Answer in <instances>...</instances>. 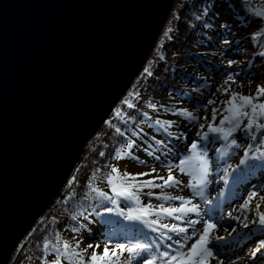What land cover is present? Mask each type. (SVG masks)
I'll return each instance as SVG.
<instances>
[{
	"label": "water",
	"instance_id": "obj_1",
	"mask_svg": "<svg viewBox=\"0 0 264 264\" xmlns=\"http://www.w3.org/2000/svg\"><path fill=\"white\" fill-rule=\"evenodd\" d=\"M176 3L0 0V264L60 195Z\"/></svg>",
	"mask_w": 264,
	"mask_h": 264
},
{
	"label": "trees",
	"instance_id": "obj_2",
	"mask_svg": "<svg viewBox=\"0 0 264 264\" xmlns=\"http://www.w3.org/2000/svg\"><path fill=\"white\" fill-rule=\"evenodd\" d=\"M243 3L263 6L262 0ZM218 16L223 33H217L223 39L231 40L244 25L232 0H182L176 4L147 65L88 144L60 195L18 245L10 264H73L62 252L65 246L77 249L80 235L96 233L93 230L99 224L115 236L119 233L121 238L129 231H138L135 223L121 219L135 217L139 209L153 208L150 199L155 194L152 184L156 169H145L142 163L153 167L158 163L154 164L149 157L160 162L172 154L177 156L182 145L181 124L186 121L185 124L192 126L198 122V113L193 108L198 111L204 108L203 98L211 90L213 75L209 73L218 72L222 66L218 63L217 41L211 35ZM251 42L256 52L244 60L258 67L260 62L264 63V41L253 37ZM251 42L235 45L225 52L239 55L248 51ZM241 89L239 98L246 96L249 86ZM234 90L233 87L231 94L222 98L223 102L236 98L232 94ZM230 102L212 113L217 120L221 121L232 111ZM243 123L245 128L251 126L249 119ZM243 139L247 140L243 145L252 141L256 147H264L263 132L255 131ZM113 201L116 214L106 211ZM260 246H264V239Z\"/></svg>",
	"mask_w": 264,
	"mask_h": 264
},
{
	"label": "rangeland",
	"instance_id": "obj_3",
	"mask_svg": "<svg viewBox=\"0 0 264 264\" xmlns=\"http://www.w3.org/2000/svg\"><path fill=\"white\" fill-rule=\"evenodd\" d=\"M181 1L177 0L176 4L179 5ZM232 1L239 9L244 25L228 40L229 38L223 39L217 33H223L220 16L213 23L215 30L211 35L217 41V51L220 53L218 63L222 66L218 72L209 73L213 76L209 77V95L202 101L204 108L199 111L193 108L198 113V122L192 126L185 124L186 121L182 122V145L177 156L172 154L160 159L163 162L149 157L154 164H158L153 167L151 164L141 165L146 167L145 169H156L155 181L152 184L155 194L150 199L153 208H149L150 211L138 210L135 217L126 216L121 220L138 224L144 236L141 239L135 236L132 240H127L128 236H133L127 235L124 240L118 241L99 224L93 230L96 233L80 235L77 249L65 246L62 252L73 264H263L262 250L259 251L260 246L256 245L261 235L250 234H253L254 228L258 232L264 231L259 216L264 212V207H258L264 202V174H261L264 165H253L259 159L250 148H246L250 153L240 149L235 156H231L229 145L223 144L217 149L206 147L209 160L205 159L202 149V140L216 135L219 131H210L218 129L219 126L212 113L217 111L220 105L230 102H223L222 98L231 94L233 87L236 90L232 94L237 98L235 113L242 115V125L249 119V135L256 129L264 133V63L260 62V66L256 67L244 60L256 52L251 42L253 37L264 41V19L256 13L255 7L243 3L248 0ZM262 4L263 6L255 3L264 9V0ZM228 41L229 43L225 44ZM247 42L252 45L247 46L246 52L238 53L239 55H228L225 52L230 47ZM257 57L262 60L260 55ZM236 72L239 73L235 74ZM243 86H249V90L246 96L239 98V90H242ZM235 113L229 117V125L230 121L235 119ZM238 129L237 125L236 131L240 134L234 139L235 142L243 133ZM220 135L227 139L224 130ZM247 166L259 169L254 172V176H250V181L245 171ZM236 183H242L245 187L239 188L238 197L228 202V198L233 196L225 191L227 188H233ZM212 185L215 192L212 191L203 199L199 209L197 205L201 203L202 191ZM210 202L225 203L226 211L222 214L215 210L212 217H207L203 211L205 212ZM115 205L114 201L111 202L106 211L116 214ZM227 250L232 251L227 253Z\"/></svg>",
	"mask_w": 264,
	"mask_h": 264
},
{
	"label": "bare ground",
	"instance_id": "obj_4",
	"mask_svg": "<svg viewBox=\"0 0 264 264\" xmlns=\"http://www.w3.org/2000/svg\"><path fill=\"white\" fill-rule=\"evenodd\" d=\"M245 171H251V167H249V166H247L246 167V169H245ZM234 187H235V189H232L233 191H230V190H228V188L226 189V193H228V194H230V195H232L233 197H236V195L235 194H237L238 193V189H239V187H240V185H234ZM212 191H214L215 192V187H214V185H212L210 188H206L204 191H202V193H201V203H199L197 206H198V208L200 209L201 207H202V203H203V199L204 198H206V197H208V195L212 192ZM235 194H234V193ZM214 212H215V210H212V209H208L207 207L205 208V212L203 211V213H205V215L207 216V217H212L213 216V214H214ZM231 251L232 250H227V251H225V252H227V253H231ZM141 252H144V253H146V252H148V251H141Z\"/></svg>",
	"mask_w": 264,
	"mask_h": 264
}]
</instances>
